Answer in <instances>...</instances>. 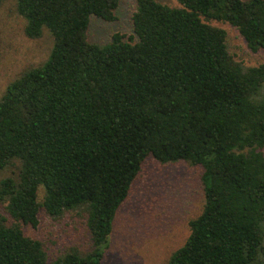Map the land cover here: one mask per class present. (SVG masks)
I'll return each mask as SVG.
<instances>
[{
  "label": "trees",
  "instance_id": "16d2710c",
  "mask_svg": "<svg viewBox=\"0 0 264 264\" xmlns=\"http://www.w3.org/2000/svg\"><path fill=\"white\" fill-rule=\"evenodd\" d=\"M4 0H0V5ZM24 34L53 38L48 59L0 97V264H47L36 228L82 210L92 250L51 264H101L115 215L144 161L201 167L204 205L167 264H264V63L229 53L235 28L264 50V0H135L132 34L90 43V17L115 20L118 0H14ZM43 197L38 200V191Z\"/></svg>",
  "mask_w": 264,
  "mask_h": 264
},
{
  "label": "rangeland",
  "instance_id": "374dc122",
  "mask_svg": "<svg viewBox=\"0 0 264 264\" xmlns=\"http://www.w3.org/2000/svg\"><path fill=\"white\" fill-rule=\"evenodd\" d=\"M115 20L105 22L90 17L87 38L99 45L111 41L113 34L126 37L132 34L131 16L135 0H118ZM170 7H177L176 0H155ZM211 25L226 34V46L233 58L244 67L264 63V50L251 53L238 31L232 26L216 21ZM25 21L16 11L14 0H4L0 5V97L7 85L25 71L42 65L51 52L53 38L43 28L38 39L24 34ZM18 163L0 172V180L17 176ZM201 167L186 162L159 164L148 157L134 180L129 196L118 209L108 248L101 264H167L169 257L179 249L189 236L188 223L196 218L204 205ZM38 191V200L44 195ZM7 203H0V215L6 224L13 220L6 211ZM87 214L82 210L66 212L53 219L41 210L38 225H20L23 234L40 241L51 264L66 252L75 250L87 254L92 242L86 225Z\"/></svg>",
  "mask_w": 264,
  "mask_h": 264
}]
</instances>
